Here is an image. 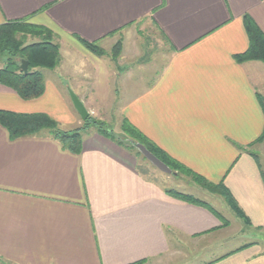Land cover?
Returning a JSON list of instances; mask_svg holds the SVG:
<instances>
[{"label": "crops", "instance_id": "1", "mask_svg": "<svg viewBox=\"0 0 264 264\" xmlns=\"http://www.w3.org/2000/svg\"><path fill=\"white\" fill-rule=\"evenodd\" d=\"M244 16L264 34V0H0V27H41L59 46L42 97L0 85V111L44 114L65 131L82 124L68 89L86 110L114 104L168 158L221 183L242 215L201 187L202 198L148 180L96 132L73 154L47 131L11 139L0 125V264H174L185 253L189 264H264V63L234 59L248 48ZM142 22L168 51L158 69L139 63ZM236 238L245 243L227 249Z\"/></svg>", "mask_w": 264, "mask_h": 264}, {"label": "trees", "instance_id": "2", "mask_svg": "<svg viewBox=\"0 0 264 264\" xmlns=\"http://www.w3.org/2000/svg\"><path fill=\"white\" fill-rule=\"evenodd\" d=\"M244 28L248 37V48L240 55L234 57L237 63L246 61H259L264 63V34L248 17L243 18ZM28 38L38 39L37 42L26 44ZM52 34L41 27L28 25L23 22H10L0 27V56L5 57L0 67V85L12 89L24 101L35 100L44 93V81L40 70H51L59 62L58 46L52 43ZM85 47L97 56H102L103 51L94 44L84 43ZM113 57L116 58L120 51V43L113 48ZM21 61L28 62L27 73L20 70ZM264 106L263 102L261 101ZM0 125L8 132L11 139L38 135L43 130L62 146L63 149L79 154L82 146V135L90 127H94L101 136L109 139L114 144L129 152L142 156L129 141L141 144L158 160L164 163L172 173L189 175L193 182L202 189L212 194L221 196L238 217H242L232 197L222 184L214 185L192 174L181 165L168 158L152 142L146 139L126 119L121 121L120 134H115L107 125L92 120L90 116L80 128L63 131L58 124L44 114H15L0 111ZM263 136L258 141H262ZM169 196L210 209L205 203L191 195H185L174 190L166 192ZM217 215V214H216Z\"/></svg>", "mask_w": 264, "mask_h": 264}, {"label": "rangeland", "instance_id": "3", "mask_svg": "<svg viewBox=\"0 0 264 264\" xmlns=\"http://www.w3.org/2000/svg\"><path fill=\"white\" fill-rule=\"evenodd\" d=\"M132 39L135 40L136 46L139 47V49L141 50V56H140L141 61H139V63H141V62L144 63L145 61H146V63L150 62L151 67L157 66V69L164 64L166 57L168 55V51H167V49H166V47L162 41V36L157 32V30L153 26L149 25L148 22H142V23L136 25L135 31L132 34ZM37 41H38V39H29L28 38L26 41V44H29L32 42H37ZM117 43H120V46H121L120 41H117ZM53 44H55V43H53ZM115 45L111 48L112 50H110V51L108 50L109 51L108 56L112 58V61H114V64H116V61L118 59V56L116 58L113 57V50H114L113 48L115 47ZM99 49H101V48H99ZM58 53H59V46H58ZM104 53L105 52L103 51V54ZM4 59H5V57L3 58L0 56V67L3 64ZM136 64L134 62L131 64L126 63L124 65V67H122V68H125L127 66H134ZM40 71L42 74V70H40ZM84 92H87V91H84ZM84 95H86V94L83 93L81 95V97H83ZM87 112L89 113V116H90V118H92V120L97 121V122H102L103 124L107 125L111 130H113L115 134H120V125H121L122 119L119 116L118 112L116 111V105L109 104L106 107H104V109H102V110L101 109L95 110V111L94 110H87ZM82 124H83V122H82ZM82 124L78 127H74V129L80 128L82 126ZM69 129L72 130V128H69ZM43 131L48 132V130H43ZM65 131H67V130H65ZM94 132H96V129L94 127L90 126L83 134L94 133ZM130 153L133 156H135V158H136V170L140 175L144 176L145 178H147L150 181L160 183V184L165 185L167 187L175 186V187L179 188L181 191L184 190V192H190L192 195H196V197L202 198V196L200 195L202 189H199L200 186L198 184L195 183V186H197V188L194 187V189L196 191L192 187L188 188L187 180L192 179L189 175H186L185 173L182 174V173H177V172L172 173L171 175L163 174V173L159 172L157 169H155L143 156H137L135 154V152H133V151ZM214 196H215V198H219L220 201L222 200L225 207L228 208L230 211H232L234 216H236L234 211L230 208L228 203H226V201L221 196H219L217 194H215ZM220 208L223 209L222 206ZM230 214L231 213H229V216H230ZM243 243H245L244 240H242L240 238H236V239H234L233 243H231V244L229 243L225 247L227 249L228 248H234L238 245H242ZM195 244L198 245V243H195ZM200 248H201V246H200ZM195 249H199V247L195 248ZM189 256H190L189 254L185 253V254H183V256H180L181 259H179L178 261L173 262V263L174 264H186V262H187V264H189L188 263L189 261H187ZM190 257H191V261H193V257L192 256H190ZM194 258L197 259V256H194ZM148 264H155V263L150 262Z\"/></svg>", "mask_w": 264, "mask_h": 264}, {"label": "water", "instance_id": "4", "mask_svg": "<svg viewBox=\"0 0 264 264\" xmlns=\"http://www.w3.org/2000/svg\"><path fill=\"white\" fill-rule=\"evenodd\" d=\"M19 68L24 74H26L28 70V62L21 61ZM68 95L74 110L76 111L82 122L86 121L89 117V113L87 112L81 101L70 89H68ZM129 144L134 147L159 172L166 175L172 174V171L168 168V166L158 160L144 146L132 141H129Z\"/></svg>", "mask_w": 264, "mask_h": 264}]
</instances>
